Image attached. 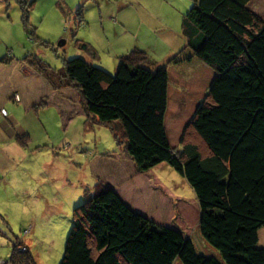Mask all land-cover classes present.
<instances>
[{"label": "trees", "instance_id": "16d2710c", "mask_svg": "<svg viewBox=\"0 0 264 264\" xmlns=\"http://www.w3.org/2000/svg\"><path fill=\"white\" fill-rule=\"evenodd\" d=\"M251 1L190 0L181 21L184 45L165 61L134 46L117 56L110 72L94 63L98 50L84 40L81 47L93 60L64 57L60 68L34 53L0 57L4 64L26 62L53 88L76 87L86 117L111 129L138 172L164 163L175 169L196 197L200 237L221 264H264L258 244L264 227V17ZM16 2L24 31L38 40L29 23L35 0ZM76 15L78 25H87L82 5ZM184 62L204 64L213 76L174 148L165 127L167 65ZM16 129V140L27 145V132ZM184 246L179 230L133 211L96 179L71 210L59 264H174L185 256ZM29 260L12 263L35 264Z\"/></svg>", "mask_w": 264, "mask_h": 264}, {"label": "rangeland", "instance_id": "374dc122", "mask_svg": "<svg viewBox=\"0 0 264 264\" xmlns=\"http://www.w3.org/2000/svg\"><path fill=\"white\" fill-rule=\"evenodd\" d=\"M106 1L111 6L103 11V0H35L29 13V23L35 26L39 39L33 41L24 31L16 0H0V57L9 52L18 59L34 53L51 67L60 68L64 57L80 55L93 60L81 47L85 40L98 50L99 57L93 60L94 63L113 72L114 63H118L114 50L118 49L117 43L128 41L131 30L126 31L122 27L115 11L109 13L118 0ZM80 5L85 20L98 25L77 24L76 9ZM250 8L264 17V0H252ZM110 14L113 15L109 18ZM98 37L109 45L100 46L96 40ZM29 67L51 89L45 91L43 99H38L32 106L33 109L41 106L38 118L31 109L27 116L21 118L28 142L27 145L20 142L21 146L17 145L25 153L3 151L6 148L0 140V264H13L15 258L22 261L30 258L29 261L32 259L35 264H59L71 226V210L83 200V189L93 186L96 178L99 180L97 172L103 170L95 167L103 166L104 160L112 161L119 156L126 159L127 165L134 163L122 152L107 125L86 117L76 87L53 88L36 69ZM168 70L174 73L171 64L167 65ZM204 73L201 69L190 72L182 84L183 94H179V100L184 101L179 110L186 118L194 112L196 102L193 99L205 95L208 75ZM7 79V83H1L0 87H6L11 92V98L19 102L21 96L15 91V80ZM178 82L181 83L180 78ZM171 86L172 91L176 90L174 80ZM43 103L46 105L42 106ZM2 110L1 122L12 131L7 130L16 140L15 123L5 110V114H2ZM175 114L176 109L172 108L166 128V133L169 132L167 136L169 134L172 141L177 140L181 127L172 124ZM178 144L179 141L176 147ZM153 171L162 182L155 177L150 178L148 184L151 188L143 190L141 194L150 196V205L160 214L156 223L179 230L185 238V256L178 257L174 264H221L213 250L205 251L204 247L207 246L200 245L199 207L187 181L166 163L155 166ZM144 181L137 184L128 179L134 189H138L139 185L146 186ZM258 244L264 246V227L259 230Z\"/></svg>", "mask_w": 264, "mask_h": 264}, {"label": "crops", "instance_id": "0c3cea01", "mask_svg": "<svg viewBox=\"0 0 264 264\" xmlns=\"http://www.w3.org/2000/svg\"><path fill=\"white\" fill-rule=\"evenodd\" d=\"M103 2L105 4L103 11L106 8H110L111 5L108 1L103 0ZM189 4L190 0H118L113 10L109 13L115 11V16L119 18L122 27L126 28V31L131 30V34L127 42L124 41L125 43L122 42L123 44L117 43L118 49L114 50L116 53H114L115 58L134 46L145 49L158 61H165L170 54L179 51L185 42L181 29L182 14L185 12ZM112 15L113 14H110L109 18ZM103 19L104 16L102 15L101 20ZM87 25L95 26L98 25V23L88 21ZM102 32H104L103 29ZM121 32L123 33L122 30ZM106 39H108V37H106ZM96 40H98L100 46L109 45L106 44L102 37H98ZM96 44L99 46L98 43ZM155 47L159 49L155 50ZM114 66H116V62L114 63ZM107 67L109 68L110 66L107 65ZM171 69L174 73H170L168 70L170 84L168 88L169 100L165 114V127H168V114L172 111V108H175L176 114L173 116L172 124L177 126L181 125V127L179 126V133L176 141H172L169 134L168 139L170 145L176 147L183 128L190 117H184L181 115V110H179L180 105H182L184 101V99L179 100V94H183L181 92L183 90L182 84L185 82L186 77L188 78L190 72L201 69L202 72L205 71V75H208L207 83L209 85L213 72L204 64L196 62H193L192 64L184 62L178 65H171ZM176 70L179 72H176ZM7 78L15 80V91L21 96V100L16 102L11 98V92L7 91L6 87H0V110H5L10 120L15 123V126L17 127L16 130L23 132L25 129L21 124V118L28 115L29 109L33 110L34 115L38 118V111L41 106L37 109H33L32 106L39 101L38 99H43L45 91H48V89L51 88L46 84V81L43 78L41 79L35 71L21 60L13 61L9 64L0 63V84H6L7 82L5 81L8 80ZM179 78L181 83L178 82ZM172 80H174L176 86V90L174 91H172L173 87L171 86ZM196 95L197 94L194 96ZM201 98L202 97L196 96L193 99L196 102V107ZM43 105L45 106L46 104L43 103L42 106ZM2 120L3 118L0 113V140L4 142L6 148L3 151L7 152L8 150L11 154L25 153L21 150L22 148L18 146L20 144L14 139V136L12 137L9 135L8 131H12L5 128L6 124L2 123ZM175 142L176 145L174 144ZM8 145L10 148H7ZM132 165H127L126 159L119 156V158L115 157L112 161L104 160L103 166H97L95 168H103L100 172L96 171L99 175V181L105 187L114 190L126 205L150 219L152 218L154 221L157 219L159 220L160 214L155 212L154 206L152 207L148 201L150 196H142L141 192L151 188L148 184L150 178L155 177L159 182H162V180L159 179L153 169H150L146 173H138L135 164L133 165L134 167ZM128 179L133 180L137 184H140V182L145 179L144 183L146 186L139 185L137 186L138 189H134L132 188L133 185L128 183ZM200 245L204 246V242L201 241ZM207 247H204L205 251L212 250L209 246Z\"/></svg>", "mask_w": 264, "mask_h": 264}, {"label": "built area", "instance_id": "2783aa9c", "mask_svg": "<svg viewBox=\"0 0 264 264\" xmlns=\"http://www.w3.org/2000/svg\"><path fill=\"white\" fill-rule=\"evenodd\" d=\"M2 114H5V111L4 110H2Z\"/></svg>", "mask_w": 264, "mask_h": 264}, {"label": "water", "instance_id": "95a60500", "mask_svg": "<svg viewBox=\"0 0 264 264\" xmlns=\"http://www.w3.org/2000/svg\"><path fill=\"white\" fill-rule=\"evenodd\" d=\"M126 205V204H125ZM128 206V205H127ZM129 207V206H128ZM143 216H145V215H143Z\"/></svg>", "mask_w": 264, "mask_h": 264}]
</instances>
